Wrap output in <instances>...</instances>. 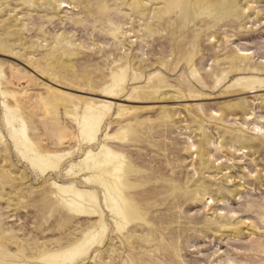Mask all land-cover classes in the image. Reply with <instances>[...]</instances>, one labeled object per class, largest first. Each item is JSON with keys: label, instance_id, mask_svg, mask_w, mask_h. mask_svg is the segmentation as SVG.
I'll return each instance as SVG.
<instances>
[{"label": "rangeland", "instance_id": "374dc122", "mask_svg": "<svg viewBox=\"0 0 264 264\" xmlns=\"http://www.w3.org/2000/svg\"><path fill=\"white\" fill-rule=\"evenodd\" d=\"M149 263L264 264V0H0V264Z\"/></svg>", "mask_w": 264, "mask_h": 264}, {"label": "bare ground", "instance_id": "6f19581e", "mask_svg": "<svg viewBox=\"0 0 264 264\" xmlns=\"http://www.w3.org/2000/svg\"><path fill=\"white\" fill-rule=\"evenodd\" d=\"M207 1L209 2V1H212V0H207ZM142 10H145V9H142ZM143 13L144 12H142L141 14H143ZM169 33H171V32H169ZM167 36H169V35H167ZM115 163L116 164L113 166L112 172L107 175L108 185L105 186L104 188H105V191H106L107 196L109 198V201L111 203L110 212H111L112 216L116 220L115 221V224H116L115 227H116V229L118 231H121V230H124V223L123 222L121 223V220H120V219L123 218V216H122V213H121L120 208L118 206L117 198H120L121 197V188H120L121 181H120V175H119V173L121 172V169H122V161L121 160H116Z\"/></svg>", "mask_w": 264, "mask_h": 264}]
</instances>
